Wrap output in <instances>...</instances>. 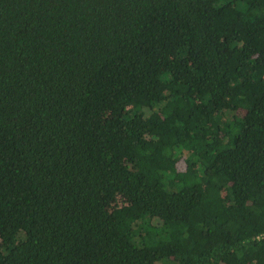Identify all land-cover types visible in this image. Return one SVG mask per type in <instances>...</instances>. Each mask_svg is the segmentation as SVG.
Returning <instances> with one entry per match:
<instances>
[{"label": "trees", "instance_id": "obj_1", "mask_svg": "<svg viewBox=\"0 0 264 264\" xmlns=\"http://www.w3.org/2000/svg\"><path fill=\"white\" fill-rule=\"evenodd\" d=\"M0 264H264V0H0Z\"/></svg>", "mask_w": 264, "mask_h": 264}, {"label": "rangeland", "instance_id": "obj_2", "mask_svg": "<svg viewBox=\"0 0 264 264\" xmlns=\"http://www.w3.org/2000/svg\"><path fill=\"white\" fill-rule=\"evenodd\" d=\"M117 200H115V202H116Z\"/></svg>", "mask_w": 264, "mask_h": 264}]
</instances>
